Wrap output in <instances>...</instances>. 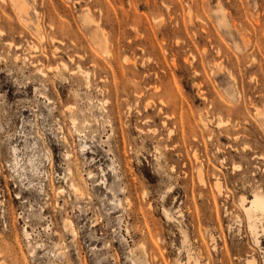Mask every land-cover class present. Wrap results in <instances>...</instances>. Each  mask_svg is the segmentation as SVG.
I'll return each instance as SVG.
<instances>
[{
  "label": "rangeland",
  "instance_id": "374dc122",
  "mask_svg": "<svg viewBox=\"0 0 264 264\" xmlns=\"http://www.w3.org/2000/svg\"><path fill=\"white\" fill-rule=\"evenodd\" d=\"M26 1L0 0V264H264V0Z\"/></svg>",
  "mask_w": 264,
  "mask_h": 264
},
{
  "label": "bare ground",
  "instance_id": "6f19581e",
  "mask_svg": "<svg viewBox=\"0 0 264 264\" xmlns=\"http://www.w3.org/2000/svg\"><path fill=\"white\" fill-rule=\"evenodd\" d=\"M11 1H12V4H13L15 10L17 11V13L21 17L26 16L28 14L29 5H28V2L26 0H11ZM36 26H37V29H38V24H36ZM41 39H43L42 35H41ZM61 66H63V65H61ZM78 71H81V70L79 69ZM78 73H80V72H78ZM84 75L86 76V74H84ZM220 123H221V121H220ZM224 123H226V122H224ZM218 125L219 124H217V126ZM70 187H71V189H73V191H76L77 193L80 194V196H82V194L79 191V189L73 183L70 184ZM216 187L219 188V185L215 184V188ZM218 192H216V193H218ZM246 201H247L246 199L241 198V205H242L241 208L243 209V213H244V216H245V218L247 220L246 222H248V226L250 228V231H255L256 230V222L261 220L264 217V196L258 190V192H254L253 193L251 200H248L247 202ZM250 264H255V263L253 261H251Z\"/></svg>",
  "mask_w": 264,
  "mask_h": 264
}]
</instances>
